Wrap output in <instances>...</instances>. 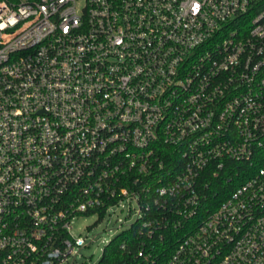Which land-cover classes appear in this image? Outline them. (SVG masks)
<instances>
[{
  "label": "built area",
  "instance_id": "1",
  "mask_svg": "<svg viewBox=\"0 0 264 264\" xmlns=\"http://www.w3.org/2000/svg\"><path fill=\"white\" fill-rule=\"evenodd\" d=\"M124 204L137 264H264V0H0V264Z\"/></svg>",
  "mask_w": 264,
  "mask_h": 264
},
{
  "label": "rangeland",
  "instance_id": "2",
  "mask_svg": "<svg viewBox=\"0 0 264 264\" xmlns=\"http://www.w3.org/2000/svg\"><path fill=\"white\" fill-rule=\"evenodd\" d=\"M132 208V206H131ZM136 215L127 204L111 209L102 219L96 214L79 215L72 222L75 236L85 240L74 264H98L105 245L134 223Z\"/></svg>",
  "mask_w": 264,
  "mask_h": 264
},
{
  "label": "trees",
  "instance_id": "3",
  "mask_svg": "<svg viewBox=\"0 0 264 264\" xmlns=\"http://www.w3.org/2000/svg\"><path fill=\"white\" fill-rule=\"evenodd\" d=\"M210 198L220 200L219 196H211ZM163 235H168V233L163 232ZM141 239L138 236V227L132 224L130 229L122 231L105 245L98 264H137L136 253ZM121 245H124L125 248L122 249ZM156 264L160 263L157 262Z\"/></svg>",
  "mask_w": 264,
  "mask_h": 264
}]
</instances>
